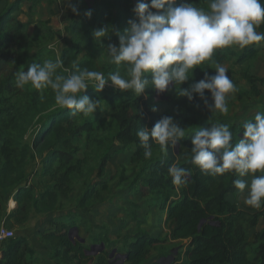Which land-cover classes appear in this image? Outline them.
<instances>
[{"label":"trees","instance_id":"trees-1","mask_svg":"<svg viewBox=\"0 0 264 264\" xmlns=\"http://www.w3.org/2000/svg\"><path fill=\"white\" fill-rule=\"evenodd\" d=\"M24 1L33 9L55 0H11L0 11V189H12L16 202L6 219L13 225H22L31 209L36 213L65 211V203L77 182L83 183L77 200L79 207L105 200L110 192V180L104 175L110 167L112 145L116 143L120 145V153H130V163L137 169L129 188L137 189L149 207L156 204L158 210L165 213V224L169 228L168 236L163 238H155L138 226L131 234L126 233L123 237L124 252L128 254L125 264H161L160 259L171 252L170 247L159 244L169 239L188 240L185 248L176 245L177 251L172 254L170 264L176 263L181 253L180 264H264V226L252 240L249 237V231L256 227L261 217L264 218V206L257 210L253 207L243 209L228 199L236 189L233 181L238 173L230 171L213 176L190 162L191 138L199 128L226 124L233 133L232 144L235 145L242 136L243 124L254 121L255 115L234 121L229 115L210 112L196 94L192 101L177 95L179 87L187 88L204 78L205 72L214 74L216 64L231 61L227 75L238 91L233 98H228V108L234 101L256 99L260 94L257 82L263 83V80L248 73V62L259 53L254 46L256 43L243 49L236 45L216 49L211 60L193 69L188 81L175 88L172 86L161 98L151 85L137 96L131 90L115 88L96 91L93 84L81 95L97 100L98 107L104 105L111 109L109 117L73 116L71 109L56 103L51 88L36 90L31 84L18 87L16 74L27 71L33 62L42 64L59 55L68 69L75 61L81 69L101 71L105 77L115 71L126 77L125 65L110 63L107 46L118 44L117 32L122 34L128 27V20L136 18L135 4L149 0H75L79 17L70 20L66 28L70 45L59 54L48 47L55 35L48 20L35 22L32 33L28 34L32 23L17 18L16 12L21 10ZM184 2L189 0H175L174 6ZM191 2L207 10L208 0ZM89 9L90 18L84 15ZM99 28L108 29L101 40L93 35ZM257 31L264 32V24ZM242 62L245 63L243 68H233ZM58 73L67 75L63 69ZM239 80H244L249 89L238 86ZM205 96L211 104L208 90ZM260 105L258 112L264 113V104ZM153 107L156 111H152ZM164 116L173 117L174 122L184 128L185 136L174 147L168 145L166 153L150 138L152 156L145 158L136 132L141 127L150 129ZM30 132L31 138L26 142ZM36 156L40 170L29 175L27 166ZM172 165L190 171L185 185L173 184L168 173ZM124 171L121 167L117 175L120 179L125 178ZM94 173L97 179L92 180ZM255 175H264V172ZM1 204L0 201V210ZM48 224L49 228L40 233V239L49 244V258L55 259L56 264H73L74 261L76 264H116L109 258V251L104 249L96 255L89 254L90 247L69 238L68 233L76 225L73 215L67 214L64 219L51 218ZM153 246H157L156 253L152 252ZM39 262L26 236L18 234L0 242V264Z\"/></svg>","mask_w":264,"mask_h":264},{"label":"clouds","instance_id":"clouds-1","mask_svg":"<svg viewBox=\"0 0 264 264\" xmlns=\"http://www.w3.org/2000/svg\"><path fill=\"white\" fill-rule=\"evenodd\" d=\"M60 4L78 15L72 0H60ZM175 0H149L137 2L133 11L136 18L128 20L123 33L117 32L118 44L107 46L110 63L125 65L126 77L119 71L107 77L101 71L81 69L78 62L72 68H65L57 55L42 64L31 63L27 71L16 74L17 86L23 88L31 84L36 90L51 88L55 101L62 107L71 109V115L92 114L98 108V101L81 95L94 83L96 91H101L107 82L120 91L131 90L140 95L150 85L159 95L169 89V85H181L193 75V69L211 60L216 49L239 46L241 49L264 40V32L257 29L264 24V3L262 0H208L207 10L193 6L191 0L174 6ZM155 9L156 11H152ZM91 17V10L85 11ZM108 29L99 28L93 33L101 40ZM53 47V45H49ZM63 69V73H58ZM228 68L216 64L215 73H204V78L179 87L178 96L192 101L196 94L210 111L228 114L229 94L238 91L227 75ZM176 90V89H175ZM205 90L210 93L209 104ZM152 111H156L153 107ZM136 135L144 149L145 158H151L150 138L167 151L184 138L185 130L174 122L173 117L164 116L150 129L141 127ZM233 133L226 124H212L199 128L191 138V160L201 171L209 175H223L234 171L240 177L252 175L251 182L236 179L233 184L241 193L247 188L244 203L255 209L264 206V113L257 112L254 121L243 124L242 136L232 144ZM174 185L187 183L190 171L178 165L168 169Z\"/></svg>","mask_w":264,"mask_h":264},{"label":"rangeland","instance_id":"rangeland-1","mask_svg":"<svg viewBox=\"0 0 264 264\" xmlns=\"http://www.w3.org/2000/svg\"><path fill=\"white\" fill-rule=\"evenodd\" d=\"M10 0H0V8L2 9L6 6V4ZM88 1V0H87ZM28 1H24L23 3V9L19 13V19L20 20H25L28 19L27 21H30L32 24L28 27V34H31L33 31V24L37 22L38 20H48V26H50L54 31L55 35L54 38L49 42V45H53V47H50L54 49V51L59 54L60 51L64 47H68L70 45L69 42V34L66 30L68 24L70 23V20L74 19L73 15L69 18H67L68 14L71 13L69 9H64L60 8L58 5H53L51 7H48L46 5H43L42 3L35 6L33 9L29 8V5L26 6ZM61 5V4H60ZM0 9V11L2 10ZM67 18V25H64V22L66 21ZM48 45V47H49ZM256 48H258L259 53L258 56L253 60L248 62V73L252 75L256 79H262L263 83L257 82L258 87L260 89V94L256 99H248L244 101H234V103L231 105L229 108L228 114L234 121H241L245 120L248 117L253 116L252 114H255L257 111H259L260 104L264 102V40H262L259 43H256L254 45ZM231 61H226L222 63L221 65L225 67H230ZM245 66V63H239L236 66H233L234 69L236 68H243ZM94 83H89V86L93 85ZM173 85H169V88H171ZM238 86L243 87L244 89H249V85L244 81V80H239L238 81ZM105 89H110L114 88L111 84H106ZM167 91L164 93H160L159 95L157 94L158 97H164L166 95ZM235 96L234 94H229L228 98H233ZM112 110L103 106L98 107L91 115L96 118H104V117H109V113ZM97 131V130H96ZM95 131V132H96ZM31 138V132L28 133L27 137L25 138V141L28 142ZM83 143V142H81ZM119 150H121L120 145L114 143L111 148V154L109 158V165L110 167L105 170V175L104 178H107L109 181V187H110V192L106 195L105 200L99 203H94L85 206L84 208H81L77 205V200L83 190V183L82 182H77L74 186V190L70 194L69 199L65 203V210H67V214L73 215V218L75 219L76 222H81L79 224L78 229L80 228L81 232L84 231V233L77 234L78 237L84 239L85 243L86 239L88 238V242L90 243V252L91 254H98V248L100 244L104 245V248H107L109 246L110 240L108 238L106 239V233H108L111 228L112 230L117 229V222L120 220L122 223H124L125 220H130L131 217L135 218L133 215H131L132 210H135L140 207H144L143 211L145 212V217H148L150 214V207L145 204V199L142 203L137 205V207L133 206V202H131L129 209L124 212V216H121L122 212L118 213V209H114L116 211V214L118 217H114L112 222L110 223L105 214V211L103 209L110 208L111 206L105 205L104 207L100 208L99 210L97 209L94 211V207L97 205H100L101 203L106 202L112 196H116V204L121 205V202H130V200L135 199L140 195V192L137 189H130L129 184L137 171L131 163H130V153L124 152L120 153ZM124 168L125 171L122 173V175L125 177L123 179H120L119 171L120 169ZM40 170V165L38 163V157L36 156L34 159H32L27 166V173L29 175L39 172ZM114 176V177H112ZM35 176L33 175L31 179L33 180ZM92 180L97 179L96 174L94 173L91 177ZM34 181V180H33ZM41 187H39V190ZM10 190H2L0 189V201L2 202L1 210H0V226H4L8 229H11L14 233V235L18 234H25L26 236L33 234H39V230L36 228V220L40 217L41 214L43 213H36L31 209L30 214L22 225H13L11 221H8L6 219L7 213L5 211V204L11 199V194ZM139 194V195H138ZM141 196V195H140ZM12 206L13 203H10ZM126 208L125 204L122 205V209ZM121 209V210H122ZM81 211L82 215L77 214L78 211ZM130 211V213H129ZM10 212V211H9ZM8 212V213H9ZM133 214H135L133 212ZM121 216V217H120ZM144 217V218H145ZM117 218V220H115ZM121 218V219H120ZM144 220V219H143ZM141 224L137 223V226L139 227ZM77 226V225H76ZM88 227V229H87ZM85 228V230H84ZM135 230V229H134ZM142 230V229H141ZM33 231V232H32ZM113 232V231H112ZM128 234H131L130 232H127ZM84 234V235H83ZM82 235V236H81ZM74 231L72 232V239H78ZM254 235H250V239H253ZM41 240V239H40ZM42 241V240H41ZM43 242V241H42ZM46 246L49 244L46 242H43ZM104 250V249H103ZM101 250V251H103ZM114 254L112 255V260L116 261L118 263L121 260V257L119 254H123L124 251L120 249V251L116 252V249ZM157 246H153L152 252H157ZM111 253V251H110ZM250 255L252 253L250 252ZM51 259V258H50ZM40 264V263H38Z\"/></svg>","mask_w":264,"mask_h":264},{"label":"crops","instance_id":"crops-1","mask_svg":"<svg viewBox=\"0 0 264 264\" xmlns=\"http://www.w3.org/2000/svg\"><path fill=\"white\" fill-rule=\"evenodd\" d=\"M72 3L74 4L75 0H72ZM42 4L46 5L48 7H51L53 5L54 6L58 5L61 9L62 8L68 9L67 5H63V4L60 5V0H55L52 4H48V3H42ZM28 5H30V3L27 4L26 6H28ZM23 8L24 7L22 6L21 10ZM0 9H2V7ZM21 10L16 12V15H17L18 19H19V13H20ZM72 15H73L74 19H77L79 17V15L73 14L71 12V13L68 14L67 18L68 17L70 18ZM67 18H66V21L64 22V25H67V22H68ZM27 20L28 19L21 20V21H27ZM262 101L264 102V100H262ZM255 114H252V115H255ZM241 121H243V120H241ZM237 179H244V180H246V181H248L250 183L251 179H252V175H248V176H245V177H240L239 174H237ZM10 191H11L10 192L11 199L5 204V206H6L5 207V211H6L7 214H8L9 211H11L16 206V202L12 198L13 190L10 189ZM247 192H248L247 188L245 189V191L243 193H241L238 189H235L233 194L228 196V199L231 202H236L240 206V208H243V209L250 208L251 206H248V205H246L244 203V200L247 197ZM115 199H116V196H115V198H114V196H112V198H110L106 202L95 206L93 210L94 211H96L97 209L99 210L100 208L104 207L105 205L111 206L110 208L103 209L105 211V214H103V215L106 216L108 221L111 223L115 216L118 217V215L116 214V211L114 209L120 210V211H118V213L122 212L121 216H124L123 214H124V212H126V210L129 209V206H130L131 202H133L134 204L139 205L140 203H142L144 201L142 196L139 195L135 199L130 200V202H121V205H118V204H116V200ZM10 203H13V205L11 206ZM123 204H125L126 208L122 209V205ZM143 209H144V207H140V208H137L135 210H132L135 213L134 214L136 216L135 218L131 217L130 220H125L124 223H122L120 220H118L117 229L116 230L115 229L112 230L113 228H111V230L108 233H106V239L108 238V240H110L109 246L107 248H104L106 251L110 252V251H112V249H116V252L120 251V249H121V251L122 250L124 251L125 249H124V246H123V244H124L123 243V237H124V235L127 232H131L132 233L134 231V229L137 228V223L141 224L139 226L140 229H142L143 231H145L146 233H148L149 235H151V236H153L155 238H163L165 236H168L169 228L165 224V213L160 212L158 210L156 204H154V205H152L150 207V213H149L150 215L148 217H145L146 215H145V212L143 211ZM133 212H131V215H133ZM129 213H130V211H129ZM77 214H78V216L82 215L80 210L77 212ZM66 215H67V210L61 211V212L60 211H56V212L43 213L36 220V222H37L36 223V225H37L36 228L39 230V234L31 233V235H28V236H26L25 234H20V235L26 236V238L28 239L31 247L35 251V255L40 259V262H39L40 264H56V260L55 259H50L49 258L50 246L49 247H48V245L46 246L40 240V233L49 228V224H48V220L49 219H51V218H63L64 219V217ZM115 220H117V218H115ZM79 224H81V222H76L77 226L75 225V227H74V228L77 229V231H76L77 234H79L81 232L80 228L78 229ZM263 226H264V218L261 217L259 219L256 227H254L253 229H251L249 231V234L250 235H254L256 232L260 231L263 228ZM87 229H88V227H87ZM84 230H85V228H84ZM82 233H84V231L81 232V234ZM250 240H252V239H250ZM187 242H188L187 239H179V240H170L169 239V241L167 243H164L163 245L162 244H159V245L160 246H164L165 248L170 247L169 251L171 252V249L177 248L176 247L177 244H180V245H182L185 248V246L187 245ZM89 244L90 243L88 242V238H87L85 243H84V245L90 247ZM184 248L182 249V251L184 250ZM88 253L91 254L90 251ZM154 253H156V252H154ZM181 260H182V253L180 254V259L174 264H180ZM76 263H77L76 261L73 262V264H76ZM123 264H125V262Z\"/></svg>","mask_w":264,"mask_h":264},{"label":"water","instance_id":"water-1","mask_svg":"<svg viewBox=\"0 0 264 264\" xmlns=\"http://www.w3.org/2000/svg\"><path fill=\"white\" fill-rule=\"evenodd\" d=\"M73 231H74V234L77 236V232H76L77 229H76V228H73V229H71L70 232L68 233V236H69L70 239H72V232H73ZM77 237H78V236H77ZM77 240H79L80 242H84V239H82V238H80V237H78ZM103 249H104V245H103V244H100V246H99V248H98V252H100V251L103 250ZM176 251H177V248H173V249H171V253H170L167 257L162 258V259L160 260L161 264H170L171 261H172V254L176 253ZM114 252H115V250H112L111 253L109 254V258H110V259H112V255L114 254ZM119 256L121 257V260H120L118 263H116V264H123V263L125 262V260L127 259L128 254L123 253V254H119Z\"/></svg>","mask_w":264,"mask_h":264},{"label":"built area","instance_id":"built-area-1","mask_svg":"<svg viewBox=\"0 0 264 264\" xmlns=\"http://www.w3.org/2000/svg\"><path fill=\"white\" fill-rule=\"evenodd\" d=\"M12 237H14V233L11 229H8L4 226H0V242H2L7 238H12Z\"/></svg>","mask_w":264,"mask_h":264}]
</instances>
